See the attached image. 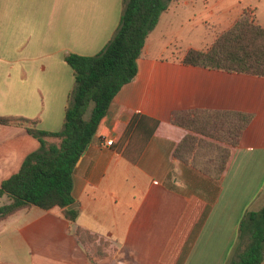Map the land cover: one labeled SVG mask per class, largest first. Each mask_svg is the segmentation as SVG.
<instances>
[{
  "label": "crops",
  "instance_id": "0c3cea01",
  "mask_svg": "<svg viewBox=\"0 0 264 264\" xmlns=\"http://www.w3.org/2000/svg\"><path fill=\"white\" fill-rule=\"evenodd\" d=\"M121 11L122 0H0V115L59 130L74 84L65 56L100 51ZM236 18L220 19L228 28ZM148 49L145 39L136 75L108 106L105 137L93 135L74 166L77 219L67 220L59 208L17 210L0 221V264H225L243 215L264 207V142L253 133L262 112L250 107L256 98L232 86L236 78L264 77L180 59L167 93L159 74L162 55L150 57ZM196 108L253 114L219 178L172 155L188 130L171 123V111ZM136 114L157 125L132 162L123 154L122 134ZM38 147L25 127L0 124V184ZM76 228L102 237L111 249L92 256Z\"/></svg>",
  "mask_w": 264,
  "mask_h": 264
},
{
  "label": "trees",
  "instance_id": "16d2710c",
  "mask_svg": "<svg viewBox=\"0 0 264 264\" xmlns=\"http://www.w3.org/2000/svg\"><path fill=\"white\" fill-rule=\"evenodd\" d=\"M169 1L122 0L119 24L100 51L65 56L73 70L74 84L66 98L59 130L40 129L37 119L0 115L1 125H21L39 142L18 171L0 184V197H8L0 206V221L30 206L59 208L67 220L77 219L79 211L72 206L71 193L74 166L93 135L105 137L102 121L108 106L121 87L136 75L137 58L145 39ZM181 62L264 77V26L255 20L252 11L245 10L230 27L219 31L207 48L188 49ZM252 117L251 112L230 109L172 110L171 123L188 130L172 155L211 178H219L231 147L239 143ZM156 125L157 121L148 116L132 117L122 134V141H127L123 154L130 161H136ZM75 234L83 246L97 236L83 228H76ZM263 260L264 207L243 215L239 235L225 264H261Z\"/></svg>",
  "mask_w": 264,
  "mask_h": 264
},
{
  "label": "rangeland",
  "instance_id": "374dc122",
  "mask_svg": "<svg viewBox=\"0 0 264 264\" xmlns=\"http://www.w3.org/2000/svg\"><path fill=\"white\" fill-rule=\"evenodd\" d=\"M209 9L213 10L211 15ZM253 12L255 20L264 26V0H171L163 11L156 25L149 31L146 44L149 45L150 57L161 53L159 62L162 66L159 74L167 84L164 85L167 93L171 92L172 81L178 71V62L190 48H207L215 35L227 27V21L220 19L227 15L230 19L236 18L243 11ZM220 23V24H218ZM222 25V26H219ZM168 62V63H163ZM158 72V70H157ZM233 90L244 92L250 98V107L259 109L262 117L253 128L254 135L264 142V79L244 76L236 78ZM6 203L5 197L0 198V206ZM97 235L87 244L92 256L111 249L110 242L99 240ZM108 242V241H107ZM3 254L2 251L0 253Z\"/></svg>",
  "mask_w": 264,
  "mask_h": 264
},
{
  "label": "built area",
  "instance_id": "2783aa9c",
  "mask_svg": "<svg viewBox=\"0 0 264 264\" xmlns=\"http://www.w3.org/2000/svg\"><path fill=\"white\" fill-rule=\"evenodd\" d=\"M104 143H105L106 145H112L113 141H112V139H107V140H105ZM261 264H264V263H261Z\"/></svg>",
  "mask_w": 264,
  "mask_h": 264
},
{
  "label": "water",
  "instance_id": "95a60500",
  "mask_svg": "<svg viewBox=\"0 0 264 264\" xmlns=\"http://www.w3.org/2000/svg\"><path fill=\"white\" fill-rule=\"evenodd\" d=\"M72 206H74V203L72 204Z\"/></svg>",
  "mask_w": 264,
  "mask_h": 264
}]
</instances>
